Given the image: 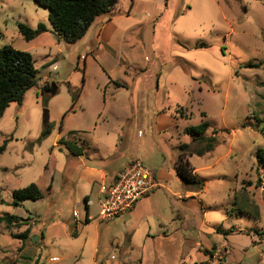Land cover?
<instances>
[{
    "label": "rangeland",
    "instance_id": "374dc122",
    "mask_svg": "<svg viewBox=\"0 0 264 264\" xmlns=\"http://www.w3.org/2000/svg\"><path fill=\"white\" fill-rule=\"evenodd\" d=\"M116 11L77 44L52 32L27 42L19 24L49 26L48 9L0 0V50L30 53L41 77L0 119V146L9 139L0 217L24 220L0 224V264H264V0H119ZM99 33L111 50H96ZM46 85L56 93L44 95ZM204 121L218 143L188 157L205 188L187 195L175 171L178 147L197 150L184 129ZM47 123L52 132L42 138ZM62 137L84 146V161L107 172V184L139 160L159 187L136 211L102 221L101 183L81 178ZM30 184L43 199L11 206L13 190ZM28 228L25 242L13 238ZM213 245L230 250L226 262L211 259Z\"/></svg>",
    "mask_w": 264,
    "mask_h": 264
},
{
    "label": "trees",
    "instance_id": "16d2710c",
    "mask_svg": "<svg viewBox=\"0 0 264 264\" xmlns=\"http://www.w3.org/2000/svg\"><path fill=\"white\" fill-rule=\"evenodd\" d=\"M41 7L48 9V21L51 29L47 25L40 23L36 29H31L24 24H19V33L27 42L35 40L38 36L52 32L58 40H62L67 44H77L89 32L93 24L101 17L107 16L112 19L116 16L117 5L119 0H35ZM41 82L39 70L35 67L33 56L24 51L16 50L12 46H5L0 50V119L5 111L13 103H22L25 94L33 89L38 88ZM44 95L52 96L56 93L51 86L42 88ZM52 94V95H50ZM76 102V100H74ZM206 117L205 114L202 115ZM210 124L202 122L197 126L187 127L184 134L191 137L192 143L198 144L200 147L194 152L190 150L189 144H182L178 147L179 156L175 164L177 176L184 182L186 187L195 192H202L205 183L200 180L192 167L188 157L193 154L203 156L211 152L218 141L215 136L208 137ZM52 132V125L46 124V128L42 133V138L49 136ZM73 134V133H70ZM9 139L5 140L0 146V156L5 152ZM61 144H65L69 153L73 156H82L84 151L75 143L61 139ZM262 164H264V150L258 153ZM50 185H52L50 180ZM43 193L37 184L14 190L12 192L13 207H22L27 201L37 202L43 199ZM86 202L88 199L86 198ZM89 207L86 205L88 213ZM22 217L7 214L0 217V224H5L8 228L15 225H21ZM231 231L225 232L229 234ZM30 233V228L19 237L14 239L25 242Z\"/></svg>",
    "mask_w": 264,
    "mask_h": 264
},
{
    "label": "built area",
    "instance_id": "2783aa9c",
    "mask_svg": "<svg viewBox=\"0 0 264 264\" xmlns=\"http://www.w3.org/2000/svg\"><path fill=\"white\" fill-rule=\"evenodd\" d=\"M158 187L156 175L141 161H132L111 184L100 186L99 217L102 221H111L128 214L139 200ZM77 216L78 213L74 212L73 217ZM52 261L58 262L59 259L55 257Z\"/></svg>",
    "mask_w": 264,
    "mask_h": 264
},
{
    "label": "crops",
    "instance_id": "0c3cea01",
    "mask_svg": "<svg viewBox=\"0 0 264 264\" xmlns=\"http://www.w3.org/2000/svg\"><path fill=\"white\" fill-rule=\"evenodd\" d=\"M100 21V20H99ZM112 21V19H110V22ZM101 23V25H102V27H104V24L102 23V22H100ZM48 27V29H51V25H49V26H47ZM101 33H99L98 35H97V38H96V42H97V48L98 49H96L97 51L100 49V48H102V45H104L105 46V48H110V46L107 44V43H105L102 39H101V35H100ZM110 50H111V48H110ZM89 51L92 53L93 51H92V49L90 48L89 49ZM96 51V52H97ZM90 53V54H91ZM111 82V81H110ZM123 87V86H119V83H117L116 85H115V87L116 88H118V87ZM71 133H73V134H69V135H72V136H75L76 134H79L80 135V138H78V140H79V143L80 144H82V141H81V137L83 136V135H81V131H73V132H71ZM61 139H63V137L62 138H60V140ZM59 140V141H60ZM59 143V142H58ZM78 147H80V148H82L83 149V151H84V153H83V155L82 156H79V157H77V156H73L74 158H77V159H79L80 161V164H81V178L83 179V180H88V181H93V180H99L100 181V185H102V184H107V180H108V174H107V172H105V171H103V170H96L95 168H93L91 165H89V164H87L85 161H84V157H87V153L85 152V148H84V146H82V145H79L78 143H76V142H74ZM61 144V143H60ZM131 163V162H130ZM130 163H127L126 164V166H124L118 173H115V174H113L112 176H110V183L109 184H111L114 180H115V178L117 177V175L123 170V169H125ZM195 172H196V170H195ZM156 175V174H155ZM156 178H157V176H156ZM109 184H107V185H109ZM52 187H53V185H50V181H49V179H48V188H51L52 189ZM14 190H18V189H14ZM13 190V191H14ZM187 191H189V193L187 194V195H191L192 193H190V191L191 190H189V189H187ZM192 192V191H191ZM149 196V195H148ZM148 196H146V197H144L143 199H141V200H139L137 203H136V205H135V207L133 208V210L132 211H130L129 213H132V212H134V211H136L137 210V208H138V205L140 204V203H142V200H144L145 198H147ZM86 198L88 199V202H86ZM85 198V206L87 205L88 207L90 206L89 204H87V203H89V202H91L90 200H89V197H86ZM22 206H24V203H23V205ZM128 213V214H129ZM79 217V214H78V216L77 217H73V215H72V218H73V224H71V227H77V224H78V221H77V218ZM122 217V216H121ZM90 220H92V216L90 215V207H89V210H88V213H87V211H86V222H89ZM181 220H183L184 221V223H187V218H182ZM112 221V220H111ZM230 231V230H229ZM216 232H217V234H219V235H224V236H227L226 234H225V232H227L226 230H222V229H220V228H218L217 230H216ZM239 232H240V230H239ZM230 250L229 249H227V247H225V249H224V252H222L221 251V248L220 247H218L217 245H213V247H212V251H210V257H211V259L212 260H217L218 262H219V259L217 258V256H219L220 254L225 258V262H226V260H228V257H229V255H230V252H229ZM53 258H55V257H53ZM53 258H51V259H53ZM54 262V261H53ZM209 263H211V261L209 262ZM219 264H221L220 262H219Z\"/></svg>",
    "mask_w": 264,
    "mask_h": 264
}]
</instances>
